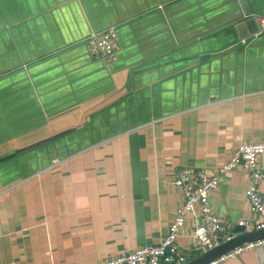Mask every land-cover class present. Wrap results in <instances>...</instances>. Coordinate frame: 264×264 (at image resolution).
<instances>
[{
	"label": "crops",
	"instance_id": "1",
	"mask_svg": "<svg viewBox=\"0 0 264 264\" xmlns=\"http://www.w3.org/2000/svg\"><path fill=\"white\" fill-rule=\"evenodd\" d=\"M68 1L0 0V264L157 245L182 203L177 170L211 176L264 142V0L250 21L240 0ZM109 27L105 65L84 42ZM248 184L233 170L210 195L231 233L257 221ZM191 229L188 216L179 248ZM222 264H264V246Z\"/></svg>",
	"mask_w": 264,
	"mask_h": 264
},
{
	"label": "built area",
	"instance_id": "2",
	"mask_svg": "<svg viewBox=\"0 0 264 264\" xmlns=\"http://www.w3.org/2000/svg\"><path fill=\"white\" fill-rule=\"evenodd\" d=\"M256 20L260 27H264V17ZM84 43L92 59L105 65L115 62L118 46L115 27L90 34ZM263 155L264 142L244 143L214 175L188 168L177 170L173 186L181 191L182 203L175 211L167 234L157 245L142 246L103 264H187L194 256H202L240 235L231 233L226 219L215 214L209 206L210 195L218 188L220 177L233 170H243L249 176L245 198L250 213L257 219L253 225L247 221H240L237 225L244 229L243 234L264 230V169L259 167ZM188 216L192 217L191 242L181 249L177 239ZM262 246L264 239L247 242L207 264H222L243 251Z\"/></svg>",
	"mask_w": 264,
	"mask_h": 264
},
{
	"label": "water",
	"instance_id": "3",
	"mask_svg": "<svg viewBox=\"0 0 264 264\" xmlns=\"http://www.w3.org/2000/svg\"><path fill=\"white\" fill-rule=\"evenodd\" d=\"M65 1L69 2L68 0H65ZM240 1H241L242 6H243V9H244V15L250 21L251 17H252V13L255 11V8L252 5L253 3L251 2V0H240ZM67 154H69V153H66L64 155V157L67 156ZM58 158L62 159L63 156L58 155ZM235 232L240 233V235L233 238L231 241L207 252L206 254L200 256L197 260L192 261L188 264H207L208 262L216 259L219 256H222V255L228 253L229 251L235 249L236 247H238L244 243L264 239V230L254 231V232L243 234L244 229L243 228H237L235 230Z\"/></svg>",
	"mask_w": 264,
	"mask_h": 264
}]
</instances>
